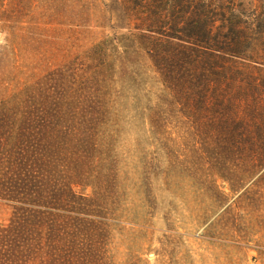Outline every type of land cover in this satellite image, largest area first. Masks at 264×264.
<instances>
[{
  "label": "rangeland",
  "instance_id": "374dc122",
  "mask_svg": "<svg viewBox=\"0 0 264 264\" xmlns=\"http://www.w3.org/2000/svg\"><path fill=\"white\" fill-rule=\"evenodd\" d=\"M146 3L0 0V105L33 73L63 70L73 109L54 121L68 132L57 144L86 159L78 189L101 204L107 264H264V154L243 147L237 122L223 138L173 98L135 24L148 6H190L230 34L238 26L253 69L227 76L256 82L264 99V0Z\"/></svg>",
  "mask_w": 264,
  "mask_h": 264
},
{
  "label": "trees",
  "instance_id": "16d2710c",
  "mask_svg": "<svg viewBox=\"0 0 264 264\" xmlns=\"http://www.w3.org/2000/svg\"><path fill=\"white\" fill-rule=\"evenodd\" d=\"M181 7L138 12L136 28L150 42L145 52L177 102L209 115L223 138L237 122L243 147L264 154L262 89L229 77L253 69L239 53L242 31L230 34L205 9L195 16ZM63 73H33L25 90L0 105V264H107L94 217L101 204L78 189L86 159L57 144L68 132L54 121L63 124L73 109Z\"/></svg>",
  "mask_w": 264,
  "mask_h": 264
}]
</instances>
